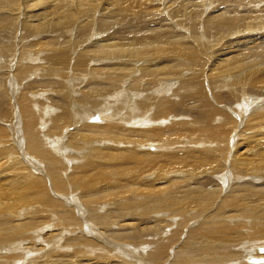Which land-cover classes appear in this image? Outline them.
<instances>
[{
    "label": "bare ground",
    "instance_id": "obj_1",
    "mask_svg": "<svg viewBox=\"0 0 264 264\" xmlns=\"http://www.w3.org/2000/svg\"><path fill=\"white\" fill-rule=\"evenodd\" d=\"M32 1L33 0H31V2ZM90 1L91 0H89V2ZM127 1L128 0L121 2L120 0H118L117 10H119V8H121L125 3H127ZM20 2L21 0H0V27H3L0 28V30L6 31L7 29V22L3 16V7L14 6V9L19 10L17 4H19ZM36 2H43L45 4L44 6L47 7H42L45 12L39 11L37 13H32L29 9V15L35 20L42 17L46 19L49 16H54L55 9L53 10V8H55L56 4L58 7L62 4L61 3L60 5H58L61 0H36ZM84 2L85 1L83 0V3ZM85 4H87V2L84 3V5ZM69 5L71 4L69 3ZM73 7L76 8V6ZM89 8L88 10H90ZM62 10H60V12ZM63 11H65V9ZM57 19L59 20L60 17H57ZM55 21L57 24L58 21L54 20V22ZM59 23L61 24V22ZM67 24L68 23H66L65 25ZM29 25L30 22H23V27L28 28ZM56 29L57 28L55 25H47L46 33H48V35L46 37L36 39V45H39L40 47L44 46L43 48L48 50L49 59H46L43 56L44 60L37 59V62L35 60L36 63H32V57L34 56V54H29L32 55V57L22 56V51L24 50L23 48H20L22 50L20 51V53L18 51L16 58H10V63L17 61L15 68L18 67V74L22 80H24L26 75H29L31 77L35 75L36 73H33L32 71L35 67H39L41 69L42 75L44 73L49 75L47 80L39 79L25 82V85L23 84L24 89L18 90V92H20L21 94L17 95V99L20 102L19 112L22 117L26 118L27 121V125L23 126L24 140L22 139V144L23 146H25L24 148L22 146V152L24 153L23 155H28V157L33 158V162H30L28 160V163H30L33 168H43L42 165L45 163L47 170L49 169L48 177L50 176L49 178L51 181L48 182V178H45L40 173H37L38 170H32V166H29L31 169L27 168L28 164L23 161L25 160V158L23 156L21 157L24 159L18 157L20 154L19 152L17 153L18 155L16 154V151H18V149L16 150L13 145L10 146L9 142L11 140L9 141L8 136H6V134H3L5 133V131L3 129H0V250H4L5 248L8 250H12V248L16 246L23 247L24 244H28L27 242H30V237H27L26 234L30 233L31 230L29 229L37 225L36 220H23L27 218L26 215L30 212H35L36 214H38L40 211L45 212V208H48V206L59 205V210H61V217L60 221H57L60 222L61 225L68 224L67 226H70L71 224L75 225L76 223H78L79 219L75 215L73 208L67 207L64 204H60V202H57L58 200L54 198L56 195H53L54 197L51 195L53 193V188L65 191L69 188L72 191L77 192V195L74 196V199H70L69 202H72L71 204H75L77 203L75 202L77 201L75 197L81 199V203L84 204V208H82V206L81 208L85 212H88V217L90 218V220L88 219L89 221L86 219L90 223L88 224V226L91 225L90 221L93 220L95 224H98L100 230L103 231L104 226L107 225L111 220L108 218L110 214L105 212L104 214L101 213L100 210L98 211L96 209V206L98 204H91L90 200L94 198H97L95 200H98L104 195L105 191H100L98 188H96V183L100 178L108 176V183L113 186L110 187L112 189H109L108 196L105 197L102 201H104L107 207L110 206L108 205V203H113L114 205H111L110 209H103V211H111L114 212V214L118 213L119 216L122 214L123 216H120L121 218L119 221V225L123 227V230L126 229L127 231H129L130 228H136L134 231L132 230L131 232L137 235L143 232L144 228H146L147 225L150 226L148 223H146V221L144 223L138 222L139 220L136 218V213L138 212L137 210H141L142 216L146 215V217H148L150 213L151 215H153L152 212L155 211L167 212L169 214H181L182 212H184V203H187V200H191V197L193 196L195 198H199V220L201 221V227L199 228V231L195 230L193 231V233L199 236V240L197 239V241H199V243L202 242V245H205L207 250L209 251L212 250L210 249V246L214 245L213 242H215L216 244L219 243V245L221 244L223 246H229V243L234 239L239 240L240 238L245 236L249 227L251 228V230H258L257 222H259V227H261L263 236L261 232V238L259 240H249L248 242L250 246L247 244L246 241L243 243L242 250L245 251L246 255L249 254L247 257L238 260V258H241V256H236L237 254L235 252H231L229 255L226 254L224 256L225 258L230 257V260L224 264H250L251 262H247L248 258L252 256L251 254L253 252H257L262 249L261 247H258L260 245L259 243H264V188L262 189V192L261 189L258 188L260 185L257 188L255 186L251 187L250 184L247 183L248 179L246 180L245 176L243 177V175L249 174V172L250 174H252L253 172L251 171H254V173L264 171V167L260 163L262 162V164H264V144L263 146L254 147L256 149L254 151L252 150L251 152L253 156L250 154V151L248 152L249 148L244 152H242L241 150H235L233 148V150L231 149L233 153V155L231 154V157L227 156V153H229L228 149L225 153L222 152L224 149L218 153V151L221 150V148L224 146H221L219 144L221 148H219L217 154H222V156H224L222 158L224 159V162L221 164V162L218 161V159L215 157L217 159V162H220L221 165H218L217 163L218 166L213 171L214 173H222V179H220L221 181L217 178L219 177V175H214L211 170L212 174L206 173L207 176L209 175L211 177H207V182L204 179L203 180L205 182L203 180H199V183L194 182L196 179L195 178L192 179V183L191 181H189V183L185 185H180L176 183L181 178H178L176 175H173L174 173H172L173 176H171L167 172L169 166L174 163V160L177 158L178 161L175 160L177 162V164L175 163L177 166H175L174 168H178V163H180V159H183L185 161L187 157L191 154H193L194 157H196L197 155L195 154V152L190 153L186 152V150V153H177L176 155H171V153L165 151L168 148L162 150L161 146H172L174 143H176L174 141L176 138L175 135L177 136V134L179 135V133H185L186 135L188 134L190 136H192L191 133H200V130L196 128V123H206L207 121L210 122L213 121V117L216 118L217 116L216 114H213L212 116L211 112L213 111L207 109L211 107V104L206 101L203 97V91L201 89L202 81L201 79H199V74L189 79L184 87H180L181 85L183 86V84L181 83L183 82L184 75L179 74L176 69L175 63L177 62V59L175 58V51H166L164 48H160L162 46V43L156 45V47H154V45V49H152L151 45L149 44V48L153 51L159 48L160 49L157 53H147L146 55L145 52H143L145 49L129 48L126 50L125 48L120 49L118 47H116V49L112 46L113 42L107 39H97L96 41H94V45L106 46V49L99 52V55L86 54V46L82 47L77 53H74L71 56L67 52L68 46L65 43H60L51 40V38L53 37L52 34ZM65 30L66 29H63L62 31ZM95 33L96 35L98 34L97 31H95ZM22 44L23 43L21 42L20 46ZM29 45L30 44L28 42L23 46L28 47ZM7 47V49H10L11 45L7 43ZM70 47L72 48V46ZM74 55H77L78 57H75ZM96 56H99V58L95 59ZM93 57L94 59H91ZM30 59L31 62H28ZM90 61L91 64L89 65L88 62L90 63ZM41 62H44V64H42ZM7 63L8 62H6V64ZM6 64L4 63V65ZM46 65L47 67H45ZM159 65V68H155ZM229 68V66H225L224 70H227ZM53 73L62 74L63 77H50V75H52ZM39 75L41 76V74ZM69 77L70 79H68ZM75 80L82 82V84L73 87V89H69L68 86L67 88H65L66 85L71 86V81L74 83ZM5 82L6 80H4L3 82V78L0 77L1 88L3 85H5ZM176 82H179L180 86H176ZM48 84H51V87L53 88H57L62 94V96H59L58 94H56V91V93L54 92L55 95L50 94V97L52 98L50 100L53 103L54 107L53 109L49 105L48 107L45 106L46 104L41 105L40 107H38L39 105L36 106L39 109L41 108L43 112L50 109L48 110L50 111V120L48 121L50 130H48V132L52 135H56L57 142H59L57 143V146L60 145L61 148H63L64 146L69 144L70 146H72V148L77 146V152L79 150L81 151V153L78 154L79 156H77V162L79 164L71 168L73 169L72 172L66 171L68 173L67 177L65 175L66 173L63 175L65 170L63 168H66L64 164L65 161L63 160V163V161L58 158L56 154H53L50 151V148L47 145L46 146L49 149L39 146L42 141V138L39 135L41 132L38 134L36 126L40 125L39 122H41V119L34 115L31 107V105L34 104L32 102L33 100H43L45 99V94L39 93L38 95L30 96L29 92L42 89L52 91V88L48 87ZM4 87L5 86H3V88ZM3 88L2 90H0V111H3H1V117H5L7 115L5 112L9 110V105L6 106V104L4 103L5 95L7 96V94L5 93ZM171 88L173 89L172 92L170 91ZM72 91H74L75 94H73ZM109 97L114 98L112 99ZM194 97L196 98V100L199 101L201 107L204 109V111L200 114L198 104L197 106H195L198 107L197 109L195 108L196 111L193 106H191V103L188 104V100H193ZM178 98L181 99L178 100ZM108 99L118 100L122 103V105L132 106L131 109L133 108V112L130 110V108L127 107V111H125L123 108V110H119L117 115H115V112L109 111L108 106V108H104V105H107L106 102ZM252 107L253 106L249 107L250 110H252ZM36 112H38L37 109ZM181 114L188 115L181 116ZM191 115H194V117H192ZM191 117L193 121L192 126H190L188 123V119H191ZM207 127H210V125H207ZM213 128L214 126L212 127V130H214L212 133L213 138L215 137L222 139V137L219 135L220 131H216ZM34 129L36 130L35 133H33ZM180 136L182 137V135H179V138ZM49 137H51V135H49ZM62 138L66 140V142L62 141ZM185 138L184 140H186ZM12 140L15 139L13 138ZM228 141L225 140L222 144ZM228 144L229 143H227V145L225 146L229 147ZM249 146L251 145L249 144ZM190 147H188L189 150ZM216 147L214 149H216ZM195 151H198V154L200 152V150ZM204 152L206 154L207 151L204 150ZM208 152L207 155L210 154H208ZM194 157L193 161H195ZM209 159L210 158H208L207 160L209 161ZM225 159L230 162V167H227L231 170H227L232 171L233 169V171L236 172L235 174H232V176L239 180L244 178L246 180L245 182L247 183V185L246 183H240L234 185L231 189H228L232 185L230 183V180L232 178L229 174V171L227 172V174L225 173ZM257 160L258 163H256ZM185 163H180V166L181 164H189L187 162ZM192 163L193 162H191V164ZM111 164L120 166L119 169H116L117 172H107L106 168ZM183 165L181 166V168L183 167ZM204 166L205 165L203 164L202 167ZM132 169H135L134 174H131ZM136 171H142L143 174L148 173V175H145L143 177L141 173H137ZM198 175L199 174H197L196 176ZM203 176L201 177L203 178ZM146 178L150 179L146 180ZM204 178L206 177L204 176ZM253 178L258 179L256 181L260 184L264 183L261 182L262 180L264 181V177L262 176L260 177L256 175V177ZM70 182L71 186L69 184ZM135 183H138V185L134 186ZM51 184L53 185L52 189ZM254 184L255 183H253V185ZM116 186H118V188H116ZM183 186H185V188H182ZM50 191L52 193H50ZM38 202H42L44 205H40ZM100 204L101 203H99V205ZM37 208L40 209L38 210ZM19 209L20 211H18ZM134 211H137L135 215L133 214ZM128 212H132L131 215H133L134 218H136L138 221H134V218H130L127 214ZM156 212L155 214H157ZM123 213H125V215L127 214L126 217H129L128 219L126 218L127 220L125 219V215ZM142 216L139 218H142ZM38 217L39 215L37 216V218ZM123 217L124 220L121 221ZM146 217L144 218L147 219ZM110 218H112V221L113 219H115L113 218V216ZM160 219L162 220L163 218ZM166 220L168 223V219ZM112 223L113 222H110V224ZM153 224L156 225V222H154ZM153 224L151 225V227L154 226ZM205 224L208 225V229H204ZM51 225L52 224L47 222V224L45 223L44 226L40 225L39 227L41 228V230L43 229V227L44 230H49V226ZM63 226L66 227V225ZM77 226L80 225L77 224ZM161 228L162 227H158V230H161ZM138 230L142 231L139 232ZM206 230L208 231V233L206 232ZM125 231L122 232L125 233ZM31 233H33V231ZM49 234H52V232H49L47 234L50 237ZM54 234L57 235L56 233ZM104 234L106 235V233ZM104 234L102 235L104 236ZM113 235L116 234L114 233ZM251 235L252 234H250V236ZM251 237H253V235ZM110 239H113L112 236L110 237ZM204 242H206L208 245ZM72 243L75 242L72 241ZM189 244H191V242ZM156 246H161V242H157ZM220 247L222 249V246ZM163 248L164 247L157 249L153 257L159 259L161 254H165ZM183 250H185V252ZM81 251L83 250L79 248H75L74 253H71V251L69 250V252H67L68 256L60 253L63 255L62 258L66 259L68 262L64 264L82 263L85 258L81 260L78 259L81 256ZM83 253L85 255L88 254L85 252ZM187 253L189 254L186 259L192 258L191 256L193 255L192 253H190L189 247H183V249L181 250V255H187ZM212 253H205L208 256L210 255L209 257L207 256L206 262L215 263L217 261V255ZM53 254L55 255L56 253ZM54 255L53 259L55 258ZM62 255H60V257H58L59 255L55 256H57L58 259H62ZM259 255L264 256V254ZM70 258L74 259L75 263H73V260H70ZM50 259H52V257ZM186 259L184 261L182 260L180 264H188L187 262L189 260ZM197 260L198 262H200L202 259L199 258ZM173 261V264H175V262L177 264L176 258ZM158 262L159 261H157V263H153L160 264V262ZM51 263L49 262V264ZM162 263H164V261ZM201 263L202 262H200V264ZM252 263L264 264V259H252ZM29 264H41V260L30 261Z\"/></svg>",
    "mask_w": 264,
    "mask_h": 264
},
{
    "label": "rangeland",
    "instance_id": "obj_2",
    "mask_svg": "<svg viewBox=\"0 0 264 264\" xmlns=\"http://www.w3.org/2000/svg\"><path fill=\"white\" fill-rule=\"evenodd\" d=\"M67 1L71 5H69ZM84 1V3L87 2V4L84 5L83 0H61L58 5L62 3V7H58L56 4L55 8H53V10L55 9V15L53 14L54 16H49L46 19L42 17L37 20L31 18V16L29 15V9L32 13H37L39 11L45 12V10L42 9V7L45 5L43 2H36V0H33L32 2L31 0H21V2L17 4L19 10L14 9V6L3 7V16L7 22V29L6 31L0 30V77L3 78V82L4 80H6L5 85H3L5 87L3 88L2 86V88L7 94V96L5 95L4 103L6 104V106L9 105V110L5 112L7 114H5L7 117H1L3 111H0V129H3L5 131V133L3 134H6V136H8L9 141L11 140L10 142L8 141L10 146L13 145L16 150L18 149V151H16V154L18 152L20 153L18 157L22 158L21 156H23L25 158V160L23 161L28 164V169H31L30 167L32 166L30 165V163H28V160L30 162H33L34 160L32 157H28V155H25V157L23 155L24 153L22 152V143L24 140L23 126L27 125V121L26 118L22 117L19 112L20 102L17 99V95H20L21 93L18 92V90L24 89L23 84L25 85V82L39 79L47 80L49 75L45 73L42 75L41 69L39 67H35L32 71L36 74L32 77L26 75L24 80H22L18 74V67L15 68L17 61L10 63V58H16L18 51L20 53V51L22 50L20 48H23L25 52L24 50L22 51V56L32 57V55L29 54H34V56L32 57V63H36L38 61L37 59L44 60V57L46 59H49L48 50L43 48L44 46L40 47L39 45H36V39L46 37L48 35V33H46V26L50 24L55 25L57 28L52 34L53 37L51 38V40L60 43H65L68 46L67 52L71 56L74 53H77L82 47L86 46V54L99 55V52L105 50L106 46H96L94 45V41H96L97 39H107L113 42L115 46L113 44L112 46L114 48H125L126 50L129 48H141L145 49L143 52H145L146 55L147 53H157L160 48H164L166 51L174 50L176 54L175 58L177 59V62L175 63L176 69L179 74L184 75L183 82L181 83L183 84V86H180L179 82H176V86L184 87L189 79L199 74V79H201L202 81L201 89L203 91V97L206 101L211 104V107L207 109L213 111L211 112L212 116L213 114H216L217 116L216 118L213 117V121L210 122H197L198 124L196 123V128L200 130V133H191L192 136L188 134L187 136L184 133L186 135L185 136L183 133H179V135H182V137L180 136L179 138L178 134L177 136L175 135V145L173 144L172 146H161L162 150H164L165 148L170 149H167L165 151L171 153V155H176L177 153L195 152V154L198 156L194 157L193 154H191L187 157V161L180 159V163H189L187 165H185L186 163L184 165L181 164V166L183 165L184 168H181L180 163H178V168L176 167L177 170L176 168H174L175 166H177V162L175 161L177 160V158L174 160V163L169 166L167 172L171 176L176 175L178 178H181L179 180L181 183L179 181L176 183L180 185H185L188 184L189 181H191L192 183V179L195 178L196 179L194 182L199 183V180L202 181L203 179L207 182V179L211 178L209 175L207 176V174H212V172L214 175H219V177H217L219 180L222 179V173L220 174V172L217 173L216 171V173H214L213 171L218 165H221L224 162V159H222L224 156H222V154H217V151L219 150V148H221L220 145H224L223 147L225 148L222 147L221 150L218 151V153L221 152L223 149L224 150L222 152L225 153L228 149L229 153H227V156L229 157H231V154L233 155L231 151V149L233 150V148L235 150H241L242 152L246 151L249 148L250 150L248 149V152L250 151L251 154L252 150L254 151L256 149L254 147L263 146L264 0H128L127 3H125L121 8H119V10H117L118 0H91L90 2L89 0ZM120 1L123 2L126 0ZM89 3L91 4V7ZM73 6H76V8ZM87 6H89L90 8ZM44 7L46 8L47 6ZM88 8L90 10H88ZM62 9H65V11H63ZM60 10L62 11L60 12ZM57 17H60V19L58 20ZM54 20L58 21L57 24L56 21L54 22ZM25 21L30 22L28 28L23 27V22ZM59 22H61L62 25ZM66 23L68 24L65 25ZM63 29L66 30L62 31ZM95 31L98 32L97 35ZM21 42L23 44L20 46ZM28 42L30 44L28 47L23 46ZM7 43L11 45L10 49H7ZM160 43H162V46L155 51L149 48V44L151 45L152 49H154L153 46L155 45L154 47H156V45ZM70 46H72V48ZM74 56L78 57L77 55ZM98 58L99 56H96L95 59ZM91 59H94V57ZM91 61L90 63L88 62L89 65L91 64ZM6 62H8L9 64H6ZM28 62H31V59ZM4 63L6 65H4ZM41 63L44 64V62ZM225 66H229L230 68L224 70ZM45 67H47V65ZM159 67L160 65L156 66L155 68ZM39 74H41V76ZM58 76L63 77V75L59 73H53L52 75H50V77L54 78ZM68 79H70V77ZM81 84L82 82L75 80L74 83L71 81V86L66 85L65 88H67L68 86L69 89H73V87H76L77 85ZM48 87H51V84H48ZM2 88L0 86V90H2ZM51 88L52 91L44 89L30 91V96H35L39 93L45 94V99L33 100L32 102L34 104L32 103L33 105H31V107L34 115L41 119V122L38 121L40 125L36 126L37 129L35 128L38 134L41 132L39 135L41 136L42 141L39 146H42L43 148L45 147L47 149L50 148V151L53 154H56L58 158H60L62 161H65V163L63 161L66 166V168H63L65 169L63 175L66 173L65 175L67 177V172H72L73 169L71 168L79 164L77 162V156H79L78 154H80L81 151L79 150L77 152L78 149L76 148L78 147L75 146L72 148V146H70L69 144H67L68 147L66 145L63 148H61L60 145L57 146V143L59 142H57L56 135H52L48 132V130H50L48 123V121L50 120V111L48 110L50 109L43 112L42 109H39L38 107L46 104L45 106L48 107L49 105L52 107V109L54 108L53 103L50 100L52 99L50 97V94L55 95L56 92V94H58L59 96H62V94L57 88ZM170 91L172 92L173 89L171 88ZM72 93L75 94L74 91H72ZM109 98L113 99L114 97ZM112 99L107 100V105H104V108L109 107V111L115 112V115H117L119 110H123V108L125 111H127V107L130 108V110L133 112V108L131 109L132 106L122 105V103L118 100ZM179 99L181 98H178V100ZM190 103L194 109H197L199 107V114L204 111L199 101L196 100L195 97L193 98V100H188V104ZM197 104L198 107H195L197 106ZM250 106H253V111L250 110ZM36 109L38 112H36ZM184 115L188 114H181V116ZM191 116L194 117V115ZM192 117L191 119H188V123L190 126L193 125ZM2 119L5 120L7 123ZM207 125H210V127H207ZM213 126V129H215L216 131H220L219 135L222 137V139L215 137L213 138ZM35 129L33 133H35ZM49 135H51V137H49ZM13 138L15 140H12ZM184 138L186 140H184ZM225 140L229 141L222 144ZM62 141L66 142V140H64L63 138ZM181 142L185 144H182ZM215 142L217 144V147ZM227 143H229V147L225 146L227 145ZM249 144L251 146H249ZM184 145H186L187 147ZM24 147L25 146H23V148ZM188 147H190V150ZM215 147L216 149H214ZM51 149L54 151H52ZM195 150H200L199 154L202 157L198 154V151ZM204 150L207 152L210 151L208 152V154H210L207 155V152L205 154ZM206 155L208 158H210V162L207 160L208 158L206 157ZM193 157L195 161H193ZM215 157L218 159V161L221 162V164L220 162H217V159ZM258 160L257 162H255L258 163ZM191 162L193 163L191 164ZM229 163L230 162L225 159V173L227 174V172L229 171V174L232 178L230 180V183L232 185L230 187L227 186L229 187L228 189H231L236 184L246 183L245 181L248 179L249 181L247 180V183H249L251 187L255 186L257 188L260 185L258 188L262 191V189L264 188V183H258L256 181L258 179L253 177H256V175L264 177V171L255 173L254 171H251L253 172L252 174H250L249 172L250 175H243V177L245 176L246 180L244 178L239 180L232 176V174H235L236 172L233 171V169L232 171H230L231 169L227 167L229 166ZM260 163L264 167V164H262V162ZM203 164L206 167H202ZM42 166L43 168L39 167L37 169L33 168L32 166V170H38L37 173H40L45 178H48V182L51 181L49 178L50 176L48 177L49 169L47 170L45 163ZM199 166H201L202 168ZM119 167V165L111 164L107 166L106 170L108 173H114L117 172L116 169H119ZM136 172L141 173L143 177L145 175H148V173L146 172H144L146 174H143L142 171ZM134 173L135 169H132L131 174ZM172 173L174 174L172 175ZM197 174L199 175L196 176ZM203 175L206 178H204ZM201 176H203V178ZM149 179L146 178V180ZM261 182L264 181L262 180ZM253 183L255 184L253 185ZM69 184L71 186V182ZM137 185L138 183L134 184V186ZM112 186L113 185L108 183V176L100 178L96 183V188H98L100 191H105L104 195L98 200H95L97 198L90 200L91 204H98L96 206V209L98 211L100 210L101 213H109L110 217L113 216V218H115L112 221V218L106 215L111 220L107 225L104 226V229L102 231L98 227V224H95L93 220L90 221L91 225L88 226V224H90L88 222L90 218L88 217V212L82 210V208H84V204L81 203V199L75 197L77 200L75 202L77 203L71 204L72 202H69L70 199H74V196L77 195V192L72 191L69 188L66 191L57 190L54 189L53 185L51 184V189L53 188V193L50 191V193H52L51 195H56L55 197H53L56 198L58 200L57 202H60V204H64L67 207L73 208L75 215L79 219H77L78 223L75 222V225L70 223V226H67L68 224H63L66 225V227L61 225L60 222H58L60 221L61 217V210H59V205L48 206V208H45V212L40 211L38 214H36L35 212L28 213L26 215L27 218L25 216L26 219L23 220L37 221V225L29 229L31 230L30 233L26 234L27 237H30V242H27L28 244H24L23 247L16 246L12 248V250H8L6 248L4 250H0V264H29L30 261L33 260H41V264L42 262L43 264H49V262H53L54 264H64L68 262L66 259L62 258L63 255L68 256L67 252H69V250L71 251V253H74L75 248L83 250L80 252L81 256L78 259H85L84 261L82 260L83 262L80 264H154L155 262L157 263V261H159L160 264H173V260L175 258L177 260V264H180V262L182 260L184 261L189 254L187 253V255H181V250L183 249V247H189L190 253H192L193 255L191 256L192 258L186 259L189 260L187 262L188 264H200V262H202L201 264H224L230 260V257L225 258L224 256L226 254L229 255L231 252H235L237 254L236 256H241V258H238V260L247 257L249 254L246 255L245 251L242 250L243 243L246 241L247 244L250 246L248 242L249 240L253 241L255 239L254 241H257L261 238L260 233L262 231L261 227H259L260 223L257 222L258 230L254 231L253 229L251 230V228L249 227L245 236H243L239 240L234 239L230 242L231 244L229 243V246H223L221 244L219 245V243L216 244L215 242H213L214 245L210 246V249L213 250V253L212 250H207L206 246L204 245V247L202 245V242L199 243V241H197V239L199 240V236L193 233V231L195 230L199 231V228L201 227V221L199 220V198H195L194 196L191 197V200H187V203L183 202L186 206H183V208H185L183 209L184 212H182L181 214H169L167 212L155 211L157 214H155V212H152L153 215H151L150 213L149 216L146 217V215L142 216L141 210H137L138 212L134 211L133 214L135 215V213L137 212L136 218L139 220L138 221L136 218H134L133 215H131L132 212H128V216L130 218H134V221H138L139 223H144L146 221V223L150 225H147L146 228H144L143 232L145 233L141 232L138 235L134 234L131 231H134L136 228H130L129 231H127L126 229L123 230V227L119 225L120 218L123 216L122 214L120 215V217L118 213L114 214V212L111 211H103V209H110L111 205H114L113 203H108V205L110 206L107 207L104 201H102L105 197L108 196L109 189H112L110 188ZM116 188H118V186H116ZM182 188H185V186H183ZM38 203L40 205H44L42 202ZM99 203L101 204L99 205ZM37 209L39 210L40 208ZM18 211H20V209ZM123 214L125 215V213ZM127 214L125 215V219L129 218L126 217ZM38 215L39 217L37 218ZM141 216L142 218L146 217L147 219L139 218ZM160 218H163L164 220H161ZM86 219L89 220L87 221ZM166 219H168V223ZM122 220H124V217L123 219H121V221ZM47 222L52 224L51 226H49V230H44V227L41 230L39 226H44L45 223L47 224ZM110 222H113V226L112 224H110ZM154 222H156V225L153 224ZM77 224H79L80 226H77ZM152 224L154 225V228L151 227ZM158 227H162L161 230H158ZM205 228L208 229V225L205 224L204 229ZM121 230L126 231L124 233ZM32 231L33 233H31ZM253 231L255 232V234ZM49 232H52V234H49L50 237L47 235ZM102 232L106 233V235ZM206 232L208 233L207 230ZM54 233H56L57 235H55ZM114 233L116 235H113ZM102 234H104V236ZM250 234H252L253 237H251L252 235L250 236ZM111 236L113 239H110ZM72 241L75 243H72ZM157 242H161V246H156ZM190 242L191 244H189ZM204 243L207 244L206 242ZM259 244L260 245L258 247H261L262 249L257 252H253L251 254L252 256H250L247 260L248 263H252V259H264V256L259 255L264 254V243L261 242ZM220 246H222V249ZM161 247H164L163 251H165V254H161L159 259L154 258L153 256L155 254V251ZM183 251L185 252V250ZM83 252L88 254L85 255ZM53 253H56L55 255H59L58 257L63 254L61 256L62 259H58V257L55 256ZM205 253L216 254L217 261L215 263L206 262L208 255ZM52 254L55 257L54 259ZM51 257L52 259H50ZM91 257H94L93 260ZM198 257L202 259L200 262H198L197 260L199 259ZM46 258L49 260H47ZM70 260H73L72 262L75 263L74 259L70 258ZM163 261L164 263H162Z\"/></svg>",
    "mask_w": 264,
    "mask_h": 264
}]
</instances>
